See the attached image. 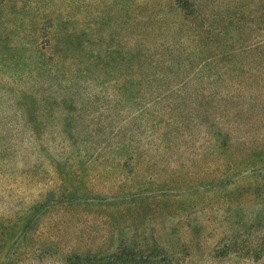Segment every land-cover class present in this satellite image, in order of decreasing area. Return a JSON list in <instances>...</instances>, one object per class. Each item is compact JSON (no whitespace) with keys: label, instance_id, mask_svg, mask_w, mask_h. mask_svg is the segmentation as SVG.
Instances as JSON below:
<instances>
[{"label":"trees","instance_id":"1","mask_svg":"<svg viewBox=\"0 0 264 264\" xmlns=\"http://www.w3.org/2000/svg\"><path fill=\"white\" fill-rule=\"evenodd\" d=\"M118 1L125 15L136 7L134 0ZM167 1L176 6L180 28L193 34L195 48L202 54L206 45L201 36L215 19L205 12L206 0ZM51 2L0 0V198L10 199L0 207V264L191 263L188 243L161 242L149 227L153 212L163 207L160 201L164 205L168 201L164 191L131 193L142 181L138 180L140 166L157 148L139 138V119L150 115L163 124L157 139L162 143L167 137L170 144L178 138L193 140L186 127L196 122L203 128L198 154L202 160L217 162L219 182L226 181L230 172L263 168L264 151L255 153L243 144L238 152L244 150L246 155L236 160L237 136L232 132L237 122H226L230 120L227 108L220 107V114L205 110L194 117L173 114L170 103L178 107L185 102L173 90L184 89L185 80L169 86L155 71L143 69L146 60L152 67L151 57L161 53L138 46L91 49L82 1L72 0V5L61 9ZM71 6L77 11L71 13ZM206 38L213 46L216 38ZM262 43L264 38L243 50L257 51L264 47ZM208 60H202L200 67ZM195 61L193 56L186 66ZM92 64L100 68L113 64L125 79L108 82L112 93H103L104 83H94ZM130 72L137 82L127 75ZM253 72L264 74L261 69ZM158 83L163 93H145ZM220 101L225 103L227 98ZM162 103L164 108L150 109ZM204 116L206 120L199 121ZM37 183L39 188L33 190ZM222 212V220L229 223L233 211ZM200 226L197 220L192 228ZM248 230L246 234L232 228L224 231L209 250L210 261L262 262L264 228L261 237Z\"/></svg>","mask_w":264,"mask_h":264},{"label":"rangeland","instance_id":"2","mask_svg":"<svg viewBox=\"0 0 264 264\" xmlns=\"http://www.w3.org/2000/svg\"><path fill=\"white\" fill-rule=\"evenodd\" d=\"M81 1L91 37L88 47L122 50L138 46L136 49L150 48L153 53H161L158 58L151 57L150 53L148 57L153 59L150 61L152 67L148 68L149 60H146L143 69L155 71L156 77L169 86L185 80L184 89L173 90V95H182L185 101L184 105L178 107L177 103H170L173 114L194 117L205 110L210 115L220 114L219 109L224 106L230 111V120L226 122L230 125L231 121L237 122L232 132L237 136L234 143V148L238 149H234L236 160L246 155L244 150L238 152L244 145L250 146L249 149L255 153L264 151V74L253 72L255 69L264 71V47L250 53L243 50L264 38V0H206L205 12L214 15L215 19L212 28L205 30L201 36L200 42L206 45L202 54L195 48L193 34L180 28L182 21L175 11L177 8L174 4L169 6L167 0H152L147 4V0L140 3L134 0V8H140L131 7L132 10L126 15L118 0ZM51 3L61 9L72 5V0H52ZM141 9L144 11L139 14ZM73 10L77 11L71 6L70 12ZM156 19L159 23L155 22ZM208 36L216 38L213 46L209 43L212 40H207ZM164 50L168 52L164 53ZM216 53H220V56H214ZM193 56L196 61L192 67H187ZM207 59V65L200 67V62ZM91 69L94 83H104L103 93H112L107 89L108 82L118 78L123 82L125 79L113 64L102 68L92 64ZM142 74L147 75L146 72ZM127 75L137 82L133 72ZM164 90L158 83L144 91L149 95L163 93ZM222 97L227 98L225 103L220 101ZM204 98L213 100L208 102ZM166 103L150 109L159 110ZM139 120V138L148 142L145 144L149 146L157 145V148L152 151L149 162L140 166L138 180L142 178V181L131 193L151 195L152 192L164 191L167 195L168 201L165 205L160 201L163 207L156 209L151 222H148L159 241L167 244L168 241L175 244L179 240L188 243L193 256L189 264H243L227 261L212 263L209 250L229 228L237 230L239 234H246L249 229L259 237L263 235L264 167L230 172L226 181L219 182L215 168L217 162L210 158L202 160L198 154L203 128L196 122H188L186 127V132L194 135L193 140L178 138L170 144L167 137L161 139L162 143L157 139L163 124H158L150 115H143ZM205 120L204 116L199 121ZM28 163H31V159H28ZM39 185H32V189H38ZM128 186L134 187L132 184ZM9 200L0 198V207ZM223 210L233 211L229 223L222 220ZM166 211L171 215L167 216ZM85 219L87 223L94 224L93 219ZM197 220L201 223L199 230L192 228ZM181 224H188L191 228L182 227ZM94 225L99 226L98 223ZM259 264H264V260Z\"/></svg>","mask_w":264,"mask_h":264}]
</instances>
